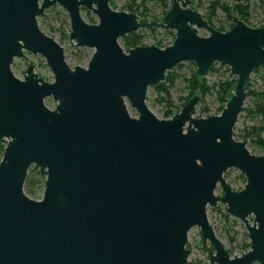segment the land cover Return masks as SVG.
Here are the masks:
<instances>
[{"label":"water","instance_id":"1","mask_svg":"<svg viewBox=\"0 0 264 264\" xmlns=\"http://www.w3.org/2000/svg\"><path fill=\"white\" fill-rule=\"evenodd\" d=\"M170 2L160 21L111 0H0V264H187L194 227L212 247L208 264H264V155L233 132L248 79L264 67V28L233 18L221 32L191 0ZM55 5L68 15L69 46L94 50L88 65L66 60L64 42L41 28L38 17ZM152 29L173 31L171 45L124 50L122 37ZM25 52L53 78L31 64L16 78L11 66ZM186 62L199 78L226 66L232 94L220 114L194 118L193 94L157 119L147 90ZM32 165L44 177L41 198L25 184ZM231 168L245 178L240 191L223 178ZM218 203L245 227L250 246L240 256L208 222L207 207Z\"/></svg>","mask_w":264,"mask_h":264},{"label":"rangeland","instance_id":"2","mask_svg":"<svg viewBox=\"0 0 264 264\" xmlns=\"http://www.w3.org/2000/svg\"><path fill=\"white\" fill-rule=\"evenodd\" d=\"M195 4L197 11L202 18L208 17L210 13V0H191ZM220 3L231 5L233 0H219ZM113 7L127 8L132 4L131 0H111ZM170 2V0H169ZM141 4V0H135L134 5ZM249 6V18L245 24L251 28L264 27V1L263 0H248L244 3ZM171 2L169 3V6ZM141 8L145 9V15H142V9L137 10L144 18L154 20H162L164 8L158 0H145ZM85 19L90 22L97 23L96 16L88 10L81 8ZM135 9V8H134ZM213 18L209 25L214 29L219 26L227 29L228 22L224 13L217 9L213 13ZM233 18H238L235 14ZM240 20V19H239ZM41 28L56 38L60 42H64L66 57L65 59L76 65H88V62L93 54V49L84 47H70L68 41V31L70 22L67 13L58 5L50 7L38 17ZM175 33L164 29L138 30L135 33L122 37V41L129 42L138 40V43L160 45L162 48L171 45ZM28 64L33 65L35 71L40 78H53L50 69L45 63V60L38 55L24 53V58L15 59L11 66L13 75L22 80L24 71ZM253 70L248 79V91L246 94L242 112L239 114L234 127V135L236 140L245 141L246 149L252 155H264V147L252 143L257 138L264 141V114L257 112V107L264 106V67ZM196 72L193 63L186 62L179 64L176 68L166 72L165 80L155 88H149L145 97V104L148 110L157 119H169L174 113L183 107L186 98H191L193 94L200 98L195 107L194 118H200L215 114H220L223 110V101L219 98L220 87L225 83L236 81L235 77L230 75L229 69L221 64H214L206 77L198 79L204 81L207 88L202 94L200 91H195L189 95V80L192 74ZM169 82H166L167 79ZM166 82V83H165ZM165 83V84H164ZM49 109H53L51 99H47L45 104ZM225 106V105H224ZM169 113V117L167 116ZM2 153H3V147ZM38 168L31 166L28 169L26 180L33 182L32 186H28L31 194L36 197H42L44 189V177L38 175ZM226 184L233 191H240L245 184L244 176L236 169H229L223 175ZM26 184V183H25ZM215 195H222L220 187L215 190ZM206 215L209 224L211 225L216 238L221 242L225 250L232 256H240L242 253L249 250V239L243 223L235 218L229 217L225 212V206L217 204L215 207H207ZM249 223H252V218H249ZM186 248L189 250L187 264H208L209 252L212 247L209 243L202 241L200 230L196 227L192 228L187 235ZM209 250V252H208Z\"/></svg>","mask_w":264,"mask_h":264},{"label":"trees","instance_id":"3","mask_svg":"<svg viewBox=\"0 0 264 264\" xmlns=\"http://www.w3.org/2000/svg\"><path fill=\"white\" fill-rule=\"evenodd\" d=\"M132 1V4L130 6H127V9L126 11L127 12H132V10L135 8L136 10H139V9H142L141 6L143 5V2L145 0H141V4H139L138 6L134 5V1L135 0H131ZM160 5L164 8V12L162 14V17L161 19L163 18V16L165 15V13L167 12V10L170 8L169 6V0H158ZM209 9H210V13L208 14V17H205L203 18L208 24H211L210 23V20L214 17L213 16V13L217 10V9H220L225 17H226V20L228 22V26H227V29H225L224 27L222 26H219V28L217 29L218 31H221V32H224L226 30H229L232 28L233 24H232V20H233V15L235 14L236 16H238V18L243 21L244 23L246 21H248V18H249V6L248 4H236V3H233L231 4L230 6L229 5H226V4H222L220 3V1H212L210 0L209 1ZM143 11L141 12L142 15H145L146 11L145 9L143 8L142 9ZM140 18V17H139ZM144 18V17H142ZM155 18H153L154 20ZM259 28H264V27H259ZM138 40H132V41H129V42H125V49L124 50H129V49H132L134 47H136L138 45ZM255 70H258L257 68ZM198 79H200L197 75H196V72L192 74V77L191 79L189 80V84H188V88H189V95L191 96V94H193L195 91H200L202 94H204L206 92V87L204 85V81H199ZM170 79L168 78L166 82H169ZM165 82V83H166ZM236 81H232L230 83H225L224 85H222L220 87V91H219V98L221 99V101H223V107L226 103V101L228 100V98L230 97V94L229 95V91H233V87H234V84H235ZM164 83V84H165ZM169 84H172L171 82H169ZM251 91H248V87L246 88V94H250ZM192 98V97H191ZM191 98H186V101L183 103V105L188 101L190 100ZM223 109V108H222ZM257 112L261 113V114H264V106L262 107H257ZM170 112H167V116L169 115ZM169 117V116H168ZM252 143L254 144H258V145H261L262 147H264V141L257 138L254 141H252ZM38 172V175L41 177V174L39 171ZM25 183L28 186H32L33 185V182L30 181V180H25Z\"/></svg>","mask_w":264,"mask_h":264},{"label":"flooded vegetation","instance_id":"4","mask_svg":"<svg viewBox=\"0 0 264 264\" xmlns=\"http://www.w3.org/2000/svg\"><path fill=\"white\" fill-rule=\"evenodd\" d=\"M24 72H25V71H24ZM1 144H3V143L0 142V161H1V159H2V155H3V153H2V148H1Z\"/></svg>","mask_w":264,"mask_h":264}]
</instances>
